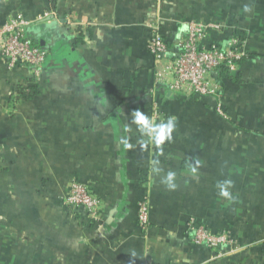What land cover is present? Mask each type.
<instances>
[{
    "label": "crops",
    "instance_id": "0c3cea01",
    "mask_svg": "<svg viewBox=\"0 0 264 264\" xmlns=\"http://www.w3.org/2000/svg\"><path fill=\"white\" fill-rule=\"evenodd\" d=\"M9 16L29 21L48 56L24 97L31 74L0 55V264H264V0H0V23ZM195 16L207 43L247 39L250 55L218 76L219 98L172 92L147 46L160 23L174 55ZM136 109L176 117L173 139L141 147ZM168 171L175 190L161 182ZM73 179L102 197L99 219L65 204ZM191 218L229 230L232 250L194 244Z\"/></svg>",
    "mask_w": 264,
    "mask_h": 264
},
{
    "label": "built area",
    "instance_id": "2783aa9c",
    "mask_svg": "<svg viewBox=\"0 0 264 264\" xmlns=\"http://www.w3.org/2000/svg\"><path fill=\"white\" fill-rule=\"evenodd\" d=\"M28 24L29 21L22 16H9L0 23V55L7 68H25L38 81L44 72L48 50L26 34ZM186 25V37L179 43L177 52L170 55V45L160 23L151 24L147 46L156 61L158 81L180 96L196 94L219 98L220 82L217 72L222 67L237 70L249 55L247 39L233 37L225 45L207 43L204 38L209 23L200 18H191ZM217 111L226 115L222 104L217 106ZM64 201L66 205L81 208L93 220L99 219L102 212V197L78 179H73L68 184ZM138 223L144 230L149 227L150 203L147 198L138 203ZM187 228L191 231L195 244L205 245L211 250L225 246L231 248L236 242L229 230L214 232L206 225L199 224L195 218H191ZM229 250H222L217 256H223L232 249Z\"/></svg>",
    "mask_w": 264,
    "mask_h": 264
},
{
    "label": "clouds",
    "instance_id": "9594fccd",
    "mask_svg": "<svg viewBox=\"0 0 264 264\" xmlns=\"http://www.w3.org/2000/svg\"><path fill=\"white\" fill-rule=\"evenodd\" d=\"M245 11H251V8L245 7ZM132 123L136 125L137 130L140 134L139 144L141 147L147 146L149 144L155 146H161L165 141H171L173 139V132L176 128V117L169 116L165 120L157 121V118L152 115H148L145 112L136 109L132 112ZM129 147H132L129 144ZM153 171L159 173V162L157 160L152 161ZM200 166V161L195 160L193 164H189V169L191 173H196L198 167ZM161 182L165 185L168 190H175L178 187L177 174L174 171H168L167 174L162 178ZM232 181L225 180L219 182L217 187L219 188V194L223 197L231 198V193L229 187ZM133 257L136 253L131 254Z\"/></svg>",
    "mask_w": 264,
    "mask_h": 264
},
{
    "label": "trees",
    "instance_id": "16d2710c",
    "mask_svg": "<svg viewBox=\"0 0 264 264\" xmlns=\"http://www.w3.org/2000/svg\"><path fill=\"white\" fill-rule=\"evenodd\" d=\"M196 18H197V16H195ZM194 17V18H195ZM201 19V18H200ZM236 33H238V34H236V35H240L241 33H242V31H240V30H237L236 31ZM247 51H249L248 49H247ZM248 54L250 55V52H248ZM248 55V56H249ZM230 70L228 69V68H225V67H222V68H220V70L217 72V74H218V76H219V74H222L223 72L224 73H226V72H229ZM33 79V78H32ZM39 81H35L34 79H33V81L32 82H30V84H27L26 86H24V85H20L19 86V89H21V93H22V95L24 96V97H31L32 95H33V93H32V89H35L36 87H37V83H38ZM25 88H29V91H27V92H25ZM180 96V95H179ZM207 97H209V96H200V95H196V94H194V95H192V96H190L188 99H195V100H202L203 98H207ZM180 99V98H179ZM225 109V108H224ZM199 224H204V225H206L207 227H209L211 230H213L212 229V226L211 225H209L208 224V222L206 221V220H198V219H195ZM220 230H223V228H221ZM220 230H218V231H220ZM214 231V230H213ZM216 232V231H215ZM187 234H189L190 236H189V238H190V240H192V238H191V231H189L188 230V232H187ZM194 243V242H193ZM195 244V243H194ZM197 246H201V247H204V248H207V249H209V250H211L210 248H208V247H206L205 245H198V244H196ZM228 247H220V248H218V249H216V250H211L213 253H214V255L215 256H217V254L220 252V251H222V250H226ZM217 257H221V256H217Z\"/></svg>",
    "mask_w": 264,
    "mask_h": 264
},
{
    "label": "rangeland",
    "instance_id": "374dc122",
    "mask_svg": "<svg viewBox=\"0 0 264 264\" xmlns=\"http://www.w3.org/2000/svg\"><path fill=\"white\" fill-rule=\"evenodd\" d=\"M0 178H2V179H3V178H4V176L0 174ZM214 256H215V255H214Z\"/></svg>",
    "mask_w": 264,
    "mask_h": 264
}]
</instances>
